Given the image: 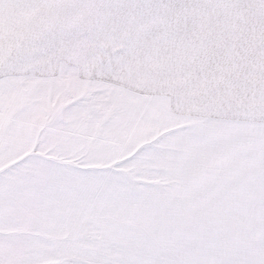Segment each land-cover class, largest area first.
Returning a JSON list of instances; mask_svg holds the SVG:
<instances>
[{"label": "snow or ice", "instance_id": "6c2138e0", "mask_svg": "<svg viewBox=\"0 0 264 264\" xmlns=\"http://www.w3.org/2000/svg\"><path fill=\"white\" fill-rule=\"evenodd\" d=\"M0 264H264V0H0Z\"/></svg>", "mask_w": 264, "mask_h": 264}]
</instances>
